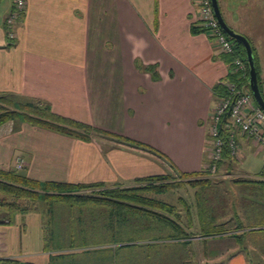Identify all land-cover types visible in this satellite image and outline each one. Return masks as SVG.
Masks as SVG:
<instances>
[{
    "label": "crops",
    "instance_id": "crops-1",
    "mask_svg": "<svg viewBox=\"0 0 264 264\" xmlns=\"http://www.w3.org/2000/svg\"><path fill=\"white\" fill-rule=\"evenodd\" d=\"M217 1L227 26L249 41L264 82V0ZM12 5L0 0V114H19L0 125V170L39 182L102 185L87 194L133 188L141 185L137 180L156 176L186 182L179 175L206 172L210 114L234 76L231 57L220 54L206 33L193 32L199 28L198 0H26L16 36L9 40ZM31 100L152 151L97 134L84 142L31 126L20 112ZM235 142L238 157L232 160L240 163L249 152L254 172L222 160L218 174L194 178L209 179L211 186L212 178L222 175L223 186L232 187L223 193L216 235L197 232L191 240L211 239L216 264H264V238L256 239L264 233V186L254 183L251 193L238 182L264 181V149L239 133ZM18 159L24 162L19 170ZM77 203L83 205L72 204ZM8 219L0 227V264H50V257L86 249L84 240L80 247L72 240L67 250L50 247L60 233L54 229V207L51 214L43 205ZM71 221L80 227L73 236L112 238L107 213L102 222H84L81 213ZM142 244L138 264H157L145 257V249L186 247L159 238Z\"/></svg>",
    "mask_w": 264,
    "mask_h": 264
},
{
    "label": "trees",
    "instance_id": "trees-1",
    "mask_svg": "<svg viewBox=\"0 0 264 264\" xmlns=\"http://www.w3.org/2000/svg\"><path fill=\"white\" fill-rule=\"evenodd\" d=\"M193 32L198 33L203 31L200 28H195L193 29ZM233 43L235 56H239L245 62L246 73L244 77H233L232 79L238 88L242 90L246 88L250 93L248 86V64L246 61L245 50L241 44L234 41ZM253 55L255 59L258 85L262 94L258 65L255 54L253 53ZM220 88L222 87H218V89ZM20 112L22 114L23 120L31 126L58 133L67 137L89 142L91 141V136L93 134H97L111 138L118 143L141 147L152 151V149L147 145L131 141L122 136L100 131L89 125L56 115L46 103L40 101H27L20 109ZM18 114L19 113H16L15 111H5L1 113L0 125L7 122L8 120L13 119ZM221 135L224 145L219 163L222 162V160H229V162H231L233 160L229 150L228 133L222 131ZM200 174L205 175L206 172L182 173L179 175L180 179H187L186 182L173 180L170 176H156L137 180L136 183H141V185L133 188L105 189L90 194H81L83 191L100 188L102 185H71L67 183L50 181L39 182L14 171L0 170V213L4 214L6 217V219L0 220V224H4V222H6L5 224H9L10 219L8 218L18 212L26 213L28 211H34L44 205L47 213L51 214L53 212L55 203H73L79 201L83 204H89L91 206L102 207L106 209L108 216L107 228L112 232L110 244H112V246H117L119 249L130 250L133 248L142 247L143 240L152 239L145 238L141 240H121V234L130 229H135L137 226L136 221L138 220H147L150 222L147 226L151 229L156 225L160 229L162 228L168 230V235H166L165 238H159L160 240L165 239L187 246L190 245V240L195 237L194 235L186 232V230L181 226L177 219V213L174 206L147 197L145 194H165L171 189L178 188L184 184H187L192 188L203 186L205 189L206 187H209L211 183L209 179L194 180V178L200 176ZM238 182L245 183L249 187H254V183L262 184V186H264V181L238 180ZM143 226V223H140V227L142 228ZM217 231L218 230L216 226V232ZM216 232L202 233V236L205 238H210L215 236ZM145 250L148 251L150 249ZM142 253H144V251ZM68 256L69 254H60L50 257V264H60L59 261ZM145 257L151 259L148 253H146Z\"/></svg>",
    "mask_w": 264,
    "mask_h": 264
},
{
    "label": "rangeland",
    "instance_id": "rangeland-1",
    "mask_svg": "<svg viewBox=\"0 0 264 264\" xmlns=\"http://www.w3.org/2000/svg\"><path fill=\"white\" fill-rule=\"evenodd\" d=\"M258 5L261 6L260 3H258ZM259 78L261 80L260 85L262 86L264 94L263 77L259 76ZM232 162L236 164L238 171L249 172L251 174L254 172L255 165L249 152L244 153V159L241 160L240 163L236 160L231 161V163ZM232 176L231 178H234ZM175 180H178V178H175ZM212 180L215 182V185H211L205 189L203 186L192 188L191 186L184 184L178 188L171 189L165 194L156 196L148 194V196L151 198L155 197V200L174 206L176 209L175 211L180 213L183 219L182 224L188 233L195 235L197 232H216L217 218L219 211H221L222 208L221 202L223 197L226 199V196H224L223 193L227 191V188L229 189L232 187V185L231 183H227L224 185L226 188H223L225 181L222 180V175L214 177ZM225 180L230 182L232 179L228 178ZM240 188L251 193L253 190V187H246V185L243 184ZM81 194H87V192L83 191ZM226 194L227 198H231L234 195L233 191L227 192ZM70 204L72 203L68 204L62 202L54 204V217L56 222L54 229H56V231L59 230L60 233L59 237H56L50 247L53 249L64 248L67 250L72 240L75 241L77 247L82 246V240H84V245L86 244L87 246L85 247L86 249H83L84 251L81 248L76 254H72L73 251L70 252V250H68L65 254H69V256L60 260V264H102L105 260L110 264H138L140 262V247L130 250L119 249L117 246H112V244H110L111 240L108 235L106 237L100 235L84 237L73 236L72 231H77L80 227L75 221H71L72 218L78 217L81 213L84 222L94 221L97 223L98 221L102 222L104 218H106L107 211L102 207L81 205L78 203L75 205L72 204L73 206H71ZM187 208L189 209L190 218L187 215L186 222ZM196 212H200V217H197V220ZM86 218L88 219L84 220ZM136 222V228L123 232L121 234V240H141L145 238L158 239L165 238V236L168 235V230L160 229L159 227L155 229L149 228L147 225L150 222L147 220H138ZM140 223H143L144 225L142 228L140 227ZM98 233L100 234V232ZM257 237L258 238L256 239H263L264 233ZM210 240L211 239H194L191 240L192 244L190 243V245H187L186 247L177 246L178 248H176L174 246H158L155 249L143 251L145 254L148 253L151 258L150 261H156L157 264H175L178 260H184L183 264H216L215 248H212L214 242H209ZM94 261H96V263H94Z\"/></svg>",
    "mask_w": 264,
    "mask_h": 264
},
{
    "label": "built area",
    "instance_id": "built-area-1",
    "mask_svg": "<svg viewBox=\"0 0 264 264\" xmlns=\"http://www.w3.org/2000/svg\"><path fill=\"white\" fill-rule=\"evenodd\" d=\"M12 4V10L6 20L9 40H13L16 36L15 27L24 15L26 0H12ZM198 27L208 35L220 54L231 57V74L234 77H244L245 62L239 56H235L234 43L222 31L214 15L211 0H198ZM224 88L225 95L220 97L209 118L210 145L207 148L208 163L204 170L210 175L216 173L221 160L224 145L222 131L228 133L229 150L232 157H238L235 142L237 133L249 138L255 145L264 149V112L257 106L252 95L238 88L234 81H226ZM23 163L22 159H18L16 169H21Z\"/></svg>",
    "mask_w": 264,
    "mask_h": 264
},
{
    "label": "water",
    "instance_id": "water-1",
    "mask_svg": "<svg viewBox=\"0 0 264 264\" xmlns=\"http://www.w3.org/2000/svg\"><path fill=\"white\" fill-rule=\"evenodd\" d=\"M211 6L214 12V15L225 35L230 38L232 41L239 43L243 46L246 54V61L248 64V86L249 91L257 104V106L264 112V98L260 92L259 85H258V78L256 73L255 67V59L253 55L252 47L249 41L242 35L235 33L232 31L227 24L225 23L217 0H211Z\"/></svg>",
    "mask_w": 264,
    "mask_h": 264
}]
</instances>
